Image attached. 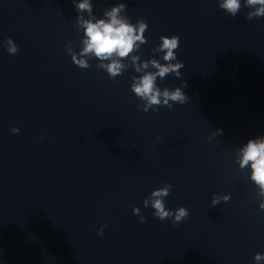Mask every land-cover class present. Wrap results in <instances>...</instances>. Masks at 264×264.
Segmentation results:
<instances>
[{
	"label": "clouds",
	"instance_id": "1",
	"mask_svg": "<svg viewBox=\"0 0 264 264\" xmlns=\"http://www.w3.org/2000/svg\"><path fill=\"white\" fill-rule=\"evenodd\" d=\"M244 6L253 9L246 13V19L252 20L254 17H264V0H244ZM219 7L227 14L235 17L240 11L241 0H220ZM77 12H87L89 19L78 16L76 24L83 29L84 39L80 52L77 54L72 50L71 42L65 44V49L71 57L73 64L81 69H88L91 65L84 57L94 56L100 63L96 65L97 69L105 70L110 79H115L121 75L128 67L121 61L128 58L131 54L137 52L142 44L147 40L144 33L148 29V24L144 20H139L135 24L131 23L127 16L121 13L126 11V4L120 3L110 10L104 12V17L96 19L92 17V4L89 0H81L75 4ZM6 51L11 55L18 53V45L12 38H7ZM180 39L178 36H161L160 43L151 51L153 53H163L161 60L167 63H160L157 59H150L144 63H137L140 56L131 55V63L137 73H143L139 77L133 76L131 91L143 103L138 105V110L147 113L150 109L157 111L159 107L166 106L169 110L173 109V104L183 105L189 98L185 95L181 87L170 90L165 87L163 90L157 86V78L163 81L164 78L172 74L177 78L181 77L180 69L184 67L183 62L177 60L176 49H178ZM109 61L108 63H104ZM175 61V63H172ZM151 65L156 71H145ZM186 82L184 87H186ZM13 133L19 131L18 128H12ZM218 134L222 129H217ZM237 163L240 169L250 166V179L258 187L257 195L260 197L259 208L264 210V135L258 139H249L247 143L237 152ZM172 184L165 183L162 187L151 191L150 196L143 200L145 208L151 207L155 211L153 215L161 221L170 219L174 225H178L189 216V210L183 206L178 207L174 212L165 206V198L171 193ZM230 195L214 194L211 200L212 206L218 205L221 201L227 202ZM133 214L140 217V222H145V217L141 215L140 208L133 207ZM104 227L98 230L99 235H103ZM264 260V253H256L254 261L259 264Z\"/></svg>",
	"mask_w": 264,
	"mask_h": 264
}]
</instances>
